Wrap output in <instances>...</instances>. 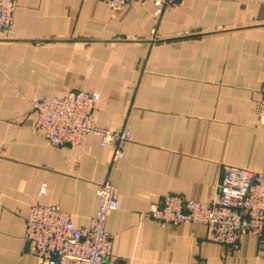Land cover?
<instances>
[{"label":"crops","instance_id":"1","mask_svg":"<svg viewBox=\"0 0 264 264\" xmlns=\"http://www.w3.org/2000/svg\"><path fill=\"white\" fill-rule=\"evenodd\" d=\"M14 1L0 36V264H36L23 238L32 203L57 205L83 227L107 176L119 204L103 264H264L253 234L231 250L208 240L204 224L161 225L147 213L166 194L210 201L227 164L264 180L255 114L264 0H176L161 15L152 2ZM70 89L99 92L98 125L128 128L114 164L96 135L53 146L35 128L30 99Z\"/></svg>","mask_w":264,"mask_h":264},{"label":"built area","instance_id":"2","mask_svg":"<svg viewBox=\"0 0 264 264\" xmlns=\"http://www.w3.org/2000/svg\"><path fill=\"white\" fill-rule=\"evenodd\" d=\"M115 10L130 2H152L159 15L176 0H103ZM16 4L0 0V36L9 32ZM155 31V30H153ZM156 33V32H154ZM156 38L157 35L154 34ZM255 114L264 120V80ZM99 92L79 89L66 90L60 96H33L35 128L41 130L53 146L74 145L89 135L99 137L102 146L112 150V163L123 156L130 138L127 127L109 128L98 125L93 111ZM98 209L89 223L76 227L69 214L57 205L35 202L29 206L23 238L27 251L36 256V264H103L110 260L112 238L105 228L107 216L118 207L115 186L109 176L96 185ZM45 192V186L40 188ZM159 224H204L206 238L238 247L243 233L255 235L264 242V180L259 172L227 164L216 184L210 201L185 199L178 194H166L161 205L153 204L147 211ZM110 264V261H108Z\"/></svg>","mask_w":264,"mask_h":264}]
</instances>
